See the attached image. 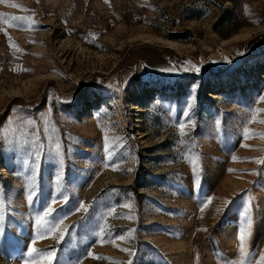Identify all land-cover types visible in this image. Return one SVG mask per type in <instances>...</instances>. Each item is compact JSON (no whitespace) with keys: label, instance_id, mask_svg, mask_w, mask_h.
Listing matches in <instances>:
<instances>
[{"label":"rangeland","instance_id":"1","mask_svg":"<svg viewBox=\"0 0 264 264\" xmlns=\"http://www.w3.org/2000/svg\"><path fill=\"white\" fill-rule=\"evenodd\" d=\"M0 14V264H22L49 205L63 223L34 246L55 264H239L250 199L256 264L264 0H0Z\"/></svg>","mask_w":264,"mask_h":264},{"label":"snow or ice","instance_id":"2","mask_svg":"<svg viewBox=\"0 0 264 264\" xmlns=\"http://www.w3.org/2000/svg\"><path fill=\"white\" fill-rule=\"evenodd\" d=\"M0 15H2V14H0ZM13 19L14 20H20L23 18L16 16V17H13ZM241 54H243V53H241ZM185 121L191 122L190 114L187 111L184 113V119L181 120V122L179 124V133H180V136L182 138L181 143L185 142L183 137L188 135L187 131L185 130ZM192 126L195 127L194 122H192ZM216 127H217V129H219V127H220V121L219 120L216 122ZM46 131H50L53 133L52 136L47 137V139H49L50 141L53 142V147L51 148L50 152L55 157L59 158V162L62 165L63 164V153H62V150H61L59 143L55 142V140H54L55 130L54 129H46ZM39 147L41 148V150H43V144H40ZM105 150L109 151V152L111 150V146L108 144L107 138H105ZM39 155H40V153L33 152V160L35 161L36 157ZM257 162L258 163H264V161H262V160H258ZM194 164H195V162H193V165ZM39 167H40L39 162H34V164L30 166L33 175L36 177H38V175H39ZM112 167L114 168V170H122V169H119L118 165H113ZM123 171H132V169H126ZM229 171H233V170L229 169ZM61 180H62V173L56 177V182L59 183ZM194 187H196L198 189L199 183H196L194 185ZM32 188H33V190L31 192V194L28 196V203H30V204L33 202V199L36 197V195L38 193V185H33ZM56 191L59 193L60 189L57 188ZM113 191H115V189H113ZM67 199L68 198L65 196L64 197V203L67 202ZM229 203H230V201L226 200L225 206H227ZM122 206L127 207L129 209L132 208L131 204H125ZM205 206H207V205H205ZM77 210L78 211L79 210L88 211V209L85 207V204L83 202H81L80 207ZM56 212H57V208L53 207L52 205H49L43 211L42 215H38L36 217L35 226H36V230H37V236L28 245L27 251L24 254V257L22 258V264H55V261L57 259V251L55 249H51V250H49V249H38L34 246V244H35V239L43 238L46 234L52 232L54 229L57 231L59 230L60 225L63 223V221L61 220L59 224H54V221L52 218ZM116 214L117 213L115 211V208H113L107 213V216H112V215H116ZM127 218H133L131 213L129 214V216ZM2 221H3V216L0 215V233L3 232ZM252 225H253V217H252V206H251V199H250L249 201H247L245 203L243 210L240 214V226H239L238 232H237V249H238V253L242 259L240 260L239 264H245V261L247 260L248 251H249L248 243H249L250 236H251ZM101 231L104 233L105 236H107V230L106 229H104L102 227ZM59 239H61V240L64 239V232H60ZM118 239H120V240L134 239V230L133 229L127 230L126 234L119 236ZM123 250L128 251L130 256L135 255L134 249H123ZM89 255H91V253H89ZM36 257H39V259H36ZM121 264H123V262H121ZM128 264H131V260L128 262ZM256 264H264V252H262L261 255L256 258Z\"/></svg>","mask_w":264,"mask_h":264},{"label":"bare ground","instance_id":"3","mask_svg":"<svg viewBox=\"0 0 264 264\" xmlns=\"http://www.w3.org/2000/svg\"><path fill=\"white\" fill-rule=\"evenodd\" d=\"M212 98H216V95H213Z\"/></svg>","mask_w":264,"mask_h":264}]
</instances>
